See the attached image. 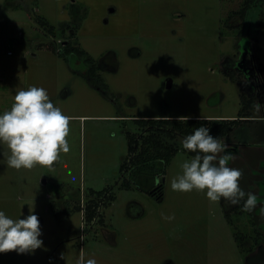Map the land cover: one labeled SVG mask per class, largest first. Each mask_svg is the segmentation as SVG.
Masks as SVG:
<instances>
[{"label": "rangeland", "instance_id": "374dc122", "mask_svg": "<svg viewBox=\"0 0 264 264\" xmlns=\"http://www.w3.org/2000/svg\"><path fill=\"white\" fill-rule=\"evenodd\" d=\"M241 3L0 0V113L11 109L17 89L37 86L70 118V151L51 168H9L0 146V210L12 218L37 214L44 242L34 253H0V264H78L81 256L97 264H264V107L250 109L252 117L220 139L232 155L228 166L242 171L241 188L259 197L255 227L231 208L233 227L223 199L172 191V179L195 155L182 147L187 135L171 142L179 151L169 164L120 171L127 131L141 132L135 119L239 118L244 92L264 106V0H255L239 34L231 25L241 20L226 24V17ZM37 15L56 26L55 37ZM74 21L75 43L100 67V87L89 82L85 63L70 65L50 48L52 40H73L67 25ZM126 180L130 187L122 186ZM160 184L162 199L152 194ZM106 188L116 198L101 204L95 222H86L84 210L67 213L84 209L90 190Z\"/></svg>", "mask_w": 264, "mask_h": 264}, {"label": "clouds", "instance_id": "9594fccd", "mask_svg": "<svg viewBox=\"0 0 264 264\" xmlns=\"http://www.w3.org/2000/svg\"><path fill=\"white\" fill-rule=\"evenodd\" d=\"M264 107L257 103V112ZM70 118L50 99L43 87L30 86L17 89L10 110L0 113V146L9 168L33 169L39 165L51 168L61 153L70 151L67 139ZM115 135V134H113ZM184 150L195 153L181 165L182 173L171 181L176 192L198 191L212 201L223 199L230 205L243 201L242 211L252 212L257 208L259 197L252 191L241 188L242 171L228 166L232 155L227 145L211 133L203 124L187 135L182 143ZM220 153H225L220 156ZM68 175H72L68 170ZM264 216V207L259 209ZM166 222L175 220V214H163ZM42 230L37 214L30 212L24 218H12L0 210V253L15 250L19 254L34 253L43 246ZM78 264H97L95 257H80Z\"/></svg>", "mask_w": 264, "mask_h": 264}, {"label": "trees", "instance_id": "16d2710c", "mask_svg": "<svg viewBox=\"0 0 264 264\" xmlns=\"http://www.w3.org/2000/svg\"><path fill=\"white\" fill-rule=\"evenodd\" d=\"M229 0H227L228 2ZM255 0H242L240 8L237 10H232L226 17V24H228L232 18L237 17L241 20L240 23L231 25L233 31H238L237 33L242 34L244 31V20L249 9L254 4ZM36 21L44 29L46 34L51 37H55L57 33V28L55 25L51 24L49 20L41 15L36 16ZM79 25L74 22H69L67 29H72L71 37L73 40L68 42H62L61 44L56 43L52 40L50 48L58 53L69 63L73 64V59L79 60L81 63H85L87 68L85 69L86 77L89 82L94 86L100 87V67L96 63V60L82 48L80 45L75 43L74 38L77 35V29ZM66 28V27H65ZM76 72V68H72ZM104 84V83H103ZM243 108L241 110V115L239 118H221V119H193V118H143L135 119V123L141 132L135 133L132 131H127L126 136L129 144V156L124 160L121 165L120 171L122 173H128L134 175L140 171L152 168L157 160H164L166 164H169L173 157L178 153V148H176L171 142L176 139L178 135H189L194 132L196 127L202 124L211 129V133L216 136L219 140L228 136L233 132V129L238 126L244 118L252 117L250 109H255V97H247L245 92L242 95ZM192 153V152H190ZM124 187H130V182L125 181L123 183ZM164 185L160 184L155 191L152 192L153 195H157L159 198H163ZM113 191L110 188H106L102 191L90 190L89 200L86 206L81 208L80 206H73L67 213L73 211H83L86 216L87 223H93L98 219L102 213L100 212L101 204L104 202L111 203L115 200V194H111ZM107 203V204H109ZM106 204V205H107ZM103 205V204H102ZM243 201L239 205H226L227 217L229 222L235 227V220L231 215V208L236 210V217L243 218V216L248 219L252 227H255V222L252 218V212L242 211ZM234 218V219H233ZM104 218H100L99 222L104 223ZM247 226V225H246ZM244 237V236H243ZM241 236V239L243 240ZM239 238V237H238ZM258 243V242H257ZM241 248L246 252L245 248Z\"/></svg>", "mask_w": 264, "mask_h": 264}, {"label": "crops", "instance_id": "0c3cea01", "mask_svg": "<svg viewBox=\"0 0 264 264\" xmlns=\"http://www.w3.org/2000/svg\"><path fill=\"white\" fill-rule=\"evenodd\" d=\"M80 62V61H79ZM232 119V118H231ZM105 222V221H104Z\"/></svg>", "mask_w": 264, "mask_h": 264}, {"label": "built area", "instance_id": "2783aa9c", "mask_svg": "<svg viewBox=\"0 0 264 264\" xmlns=\"http://www.w3.org/2000/svg\"><path fill=\"white\" fill-rule=\"evenodd\" d=\"M95 222V221H94Z\"/></svg>", "mask_w": 264, "mask_h": 264}]
</instances>
